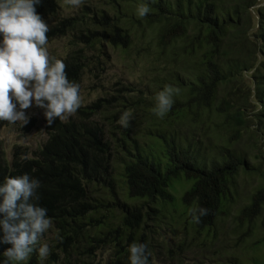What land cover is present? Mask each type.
<instances>
[{"label":"trees","instance_id":"trees-1","mask_svg":"<svg viewBox=\"0 0 264 264\" xmlns=\"http://www.w3.org/2000/svg\"><path fill=\"white\" fill-rule=\"evenodd\" d=\"M118 1L116 8L53 25L47 19L59 0H41L36 12L49 26L48 40L70 36L71 49L59 59L80 86L86 72L98 69L103 47L124 54L141 48L154 71L152 108L142 109L139 95L128 104L120 92L134 89L118 85L116 94L79 108L75 120L46 126V141L30 157L18 146L10 159L0 156V186L24 174L38 179L36 205L52 219L35 246L48 244L46 259L33 251L25 261L8 262L3 253L11 245L0 242V264H101L96 257L102 250L111 251L105 264H130L132 243L147 245L149 264H264V0ZM142 3L150 12L139 18ZM85 49L97 55L88 58ZM167 85L180 91L161 119L153 108ZM118 105L145 114L134 128L139 131L115 125L124 113H114ZM101 114L104 125L113 126L110 133L93 119ZM252 180L255 186L242 196L241 187ZM178 188L179 199L173 196ZM196 208L209 210L199 224L189 215ZM164 217L170 226L203 235L213 255L230 256L186 262L179 252L191 246L184 238L162 262L155 261Z\"/></svg>","mask_w":264,"mask_h":264},{"label":"clouds","instance_id":"clouds-1","mask_svg":"<svg viewBox=\"0 0 264 264\" xmlns=\"http://www.w3.org/2000/svg\"><path fill=\"white\" fill-rule=\"evenodd\" d=\"M41 0H0V121L14 124L28 117L23 110L33 104L43 110L47 126L57 119H66L81 106L80 85L69 80L67 65L61 59L50 57L47 45L49 26L36 12ZM67 5L79 8L83 0H65ZM150 12L147 4L137 8L139 18ZM179 88L167 85L155 97L153 113L164 118L174 103ZM17 105L19 110H17ZM131 112L125 111L118 123L127 129ZM41 182L24 174L6 178L0 186V228L2 243L10 244L3 255L8 262L29 259L33 251L40 259L50 254L48 244L35 247L43 234L52 227L47 209L36 205ZM32 202H29V201ZM206 208L191 209L192 222L199 224L207 216ZM130 264H149L147 245L132 243L129 246Z\"/></svg>","mask_w":264,"mask_h":264},{"label":"rangeland","instance_id":"rangeland-1","mask_svg":"<svg viewBox=\"0 0 264 264\" xmlns=\"http://www.w3.org/2000/svg\"><path fill=\"white\" fill-rule=\"evenodd\" d=\"M110 4L113 5L110 7ZM118 4V0H116L114 3L112 0H83L81 6L79 8H75L67 5L65 0H59L57 12L54 15L49 16L47 20L50 25H53L63 18L75 16L77 14H81L82 12L90 14L98 13L100 10L106 9L108 7L109 9H112V7L116 8ZM262 5L263 4H260L255 7L257 8ZM248 11L250 12V15H255V12L252 11V7L248 8ZM250 19H252L253 22L257 21L256 16L254 19ZM254 31V27L249 29V34ZM47 48L50 57L57 59L63 58L71 49V38L69 35H65L48 40ZM102 52L103 53H100L98 69H92L91 72H86L82 78V83L80 86V96L82 103L80 108L89 105L99 98H109V96L116 94L115 89H117L118 85H123L126 87L127 85H131L132 89H134V92L126 93V90H124V92H120L122 93L121 96H124L127 99V103L129 100L130 105H132L137 100L136 95H139L142 97L141 101L143 104H140L142 109H151L153 104L149 100L150 94L148 91L154 88L152 83L154 71L147 66L142 49L137 48L134 51L131 50L129 53L124 54L120 50L112 49L111 47L106 46L105 48H102ZM85 54L88 55V58H90L97 55V52L94 50L89 52V49H85ZM94 73L96 76H94ZM239 87L243 88L244 84L241 83ZM122 102L125 105V101ZM137 104L138 103L134 105ZM123 107V105H118L117 108H114V113L117 114L118 110L125 112V108L122 109ZM17 110H19L18 105ZM23 111L25 116L28 117L27 124L22 125V121H18L14 124H9L6 121H0V156L4 155L10 159L13 148L18 146L21 150L25 149V151L28 153V157H30L32 152L40 148L46 141L47 121L43 116V110L37 108L33 104L31 107ZM126 111H129L132 114L130 126H133L134 131H139V129L135 130L134 128L138 125H142L144 121L143 116L145 114L143 115L142 112L140 113L134 110ZM75 118L76 113L66 119H63L62 121L71 119L75 120ZM93 119L100 123V126L104 129V131L110 133L109 127L113 126L108 125L106 127L104 125L106 120L103 114ZM115 125L121 126L118 121L115 122ZM137 136L140 139V143H143V139H141L144 136L143 133L140 132ZM115 137H119V134L116 133ZM254 186L255 180L249 181L246 184L244 183L241 187L242 196L249 195L250 190H252ZM182 192L183 190L178 188L176 191H173V196L179 199L182 195ZM244 202L245 198L240 200L238 206L240 207ZM169 213H172L171 208L167 211L165 216H168ZM176 215L177 213H174V216ZM168 221H170V219L168 217H164L162 222L159 223L161 226L159 230L160 237L155 239L153 248V256L156 259L155 261L162 262L166 256H169L168 248L172 247L176 249V247H174L176 243L184 238L186 239V243L191 246L189 250H187V247H183L179 252L180 256H182L186 262L192 263L202 260L205 263H208V259L211 257L214 259L226 260L230 256V254L224 252H221L219 255L217 254L218 256L213 255L212 253L215 248L211 246L210 242L205 243L203 241V235L200 234L196 236L194 230L191 227L183 230L182 225H180L179 228L176 226V224H172L170 226L168 225ZM181 222H183V220H181ZM41 241L43 242L44 240ZM218 245L215 243L216 247H219ZM110 253L111 251L109 250L99 251L97 252L96 260H100L101 264H105Z\"/></svg>","mask_w":264,"mask_h":264}]
</instances>
